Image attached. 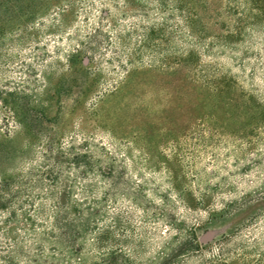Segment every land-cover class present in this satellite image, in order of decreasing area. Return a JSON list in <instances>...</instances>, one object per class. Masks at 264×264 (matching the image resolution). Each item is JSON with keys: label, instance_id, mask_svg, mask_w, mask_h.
Segmentation results:
<instances>
[{"label": "trees", "instance_id": "1", "mask_svg": "<svg viewBox=\"0 0 264 264\" xmlns=\"http://www.w3.org/2000/svg\"><path fill=\"white\" fill-rule=\"evenodd\" d=\"M35 1L0 0V33L4 26L11 27L9 32L20 34L15 38L17 46L34 42L40 31L54 32L62 24L59 15H64L68 2L57 5L59 11L54 10L49 23L24 24L34 12ZM260 1L101 0V4L107 2L106 7L99 8L90 27H84L71 49L63 53L64 62L52 59L45 45L34 42L30 55L22 58L20 76H0V119L4 124L12 119L25 138L18 147L10 142L0 146V264L115 263L107 221L113 152L102 144L92 150L86 142L76 147L55 141L43 125L51 121L41 110L48 98L55 97L62 106L68 95L90 94L99 100L121 96L127 99L125 108L136 114L144 109L128 101L145 89L163 92L166 101L154 110L157 120L136 115L137 121L145 127L172 124L177 134L191 136L193 141H207L223 131L243 134L245 126L252 124L264 126V108L259 104L257 113L248 112L246 101L239 102L237 96L246 95L250 101L249 91L215 59L236 60L232 51L242 36L243 23L253 20ZM131 3L138 7L128 12L125 5ZM88 17L85 11V24ZM126 17L121 33L120 19ZM55 51L59 52L58 47ZM77 59L80 62L74 69ZM102 60L104 66L118 70L120 77L111 81L100 77ZM7 131L0 141H15ZM27 135L37 138L36 146ZM22 152L28 155L17 162ZM137 198L136 192L133 200ZM175 228L178 253L187 256L189 248L197 247L196 225L185 226L179 220ZM86 234L90 236L88 249ZM241 254L220 248L207 264H230ZM263 255L256 257V264H264ZM241 260L248 264L244 255Z\"/></svg>", "mask_w": 264, "mask_h": 264}, {"label": "rangeland", "instance_id": "2", "mask_svg": "<svg viewBox=\"0 0 264 264\" xmlns=\"http://www.w3.org/2000/svg\"><path fill=\"white\" fill-rule=\"evenodd\" d=\"M63 2L68 3L64 15H59L60 28L54 32L40 31L33 37L39 47L45 45L52 59L61 62L63 53L71 49L75 38L100 13L99 8L107 5L101 4V0H36L34 12L24 24L49 23L54 10L59 11L57 5ZM260 2L253 20L243 23L242 36L232 51L236 60L226 56L215 58L236 76L242 89L249 91L250 101L246 95L237 96V100L246 101L250 113H257L261 109L259 104L264 108V0ZM135 7L138 6L132 3L125 5L128 12L137 10ZM85 11L89 16L87 24L83 20ZM11 20L12 24L16 21ZM127 22L128 17L120 19L121 33ZM10 28L4 26L0 33L2 79H17L22 58L34 49V42L17 46L15 38H20V34L14 35ZM104 55L107 57L108 53ZM239 56L243 57L240 64ZM79 62L80 59L74 62V69ZM104 65L102 60L100 77L107 81L120 77L118 70ZM63 71V67L59 68L60 73ZM138 95L128 101L144 109L136 114L125 108L126 98L111 100L102 96L104 99L99 100L90 94L79 98L68 95L62 106L50 97L41 109L43 116L51 119L43 125L63 146L79 147L86 142L92 150L102 144L113 152L114 178L107 221L114 264H207L220 248L230 253L242 252L248 264H256V257L264 253V126L252 124L245 126L243 134L228 135L223 131L207 141H193L191 136L177 134L172 124H140L138 115H151L157 120L154 110L166 99L163 92L149 89ZM121 106L124 108L120 109ZM3 121L0 119V138L8 129L15 141H0V146L8 142L20 146L24 131L10 118L7 124ZM27 139L35 146L39 142L36 137L27 135ZM26 155L22 152L16 161ZM179 220L185 226L196 225L197 247L189 248L187 256L177 250L175 225ZM207 230L215 233L202 240ZM89 240L86 234L85 249L90 246ZM241 255L230 264H244Z\"/></svg>", "mask_w": 264, "mask_h": 264}, {"label": "water", "instance_id": "3", "mask_svg": "<svg viewBox=\"0 0 264 264\" xmlns=\"http://www.w3.org/2000/svg\"><path fill=\"white\" fill-rule=\"evenodd\" d=\"M214 233H215V230H207V231H205V233L202 235V240L209 239Z\"/></svg>", "mask_w": 264, "mask_h": 264}]
</instances>
